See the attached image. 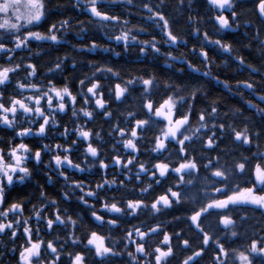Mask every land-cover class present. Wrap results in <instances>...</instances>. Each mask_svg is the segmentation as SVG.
Instances as JSON below:
<instances>
[{
	"label": "snow or ice",
	"instance_id": "1",
	"mask_svg": "<svg viewBox=\"0 0 264 264\" xmlns=\"http://www.w3.org/2000/svg\"><path fill=\"white\" fill-rule=\"evenodd\" d=\"M196 3L177 0L175 8L191 36L203 40L191 52L208 69L214 67L208 45L226 55L225 67L231 61L247 73L234 86L187 57L172 55L188 40L174 31L176 21L165 12L168 0L131 5L100 0L91 8L81 0H0V264L10 254L15 264H202L209 256L211 264H264V227L257 232L250 226L246 211L233 217L236 209L264 212V0H205L216 33L226 32L231 40L212 39L201 29L204 19ZM71 10L90 14L79 21L76 36L89 33L84 26L89 21L113 26V32L104 33L108 40L125 53L139 49L137 59L163 60L172 75L122 73L107 63L90 62L87 73L69 76L65 70L79 71L80 64L70 54L57 56L42 71L38 60L43 46L34 50L33 41L121 56L95 41L77 48L68 35L61 38L72 26ZM246 11L257 20L242 23ZM54 13L65 18L40 31ZM140 13L159 39L155 34L139 38L148 34L146 27L132 23ZM128 26L131 31L125 30ZM245 53L255 56V62ZM108 79L113 83L106 98L102 81ZM205 81L230 92L234 87L243 105L225 110L220 99L209 98ZM97 117L109 125L111 157L103 150V126L90 127ZM30 137L53 142L34 148ZM56 138L63 142L55 143ZM76 152L78 161L73 159ZM68 169L98 173L100 180H74L75 172ZM111 169L119 172L109 179ZM38 171L44 183L36 180ZM61 178L59 198H53L46 184L55 186ZM18 185L30 186L28 194L11 197L10 190ZM85 213L97 222L94 227L84 220ZM101 227L107 228L104 234L96 230Z\"/></svg>",
	"mask_w": 264,
	"mask_h": 264
},
{
	"label": "trees",
	"instance_id": "2",
	"mask_svg": "<svg viewBox=\"0 0 264 264\" xmlns=\"http://www.w3.org/2000/svg\"><path fill=\"white\" fill-rule=\"evenodd\" d=\"M169 7L165 10L166 14L171 17V19H175V23L173 24L174 31L178 33H182L185 37V39L188 40V44L181 47L179 52H185L188 53V59L193 64L200 66V57L194 55L191 52L192 47L199 48L203 44V40L197 41L195 38H193L190 34V29L187 24L186 19L183 16H177L175 13V8L177 7V0H168ZM194 7L198 8L200 11L201 16L204 19V22L200 24V27L202 30H206L209 34V37L212 39H220L221 37H227L229 40H231V37L228 36V33L221 32L219 34L216 33V26L210 21L209 16L206 14V7H205V0H197V3L194 5ZM248 7H251V4H248ZM116 12H120V8L114 9ZM131 11L135 12V9H131ZM70 15H72L74 19V24L77 26L74 28L72 32H70L67 36V40L70 41L71 44L76 45L77 48L86 47L88 44L95 41L98 44H101L102 47H109L114 49L116 52H120L121 56L114 55L113 52H105L101 49H96L91 52L87 53H80L78 51L73 52L69 46L68 43H65L62 46H54V42L51 41H44V42H35L33 41L31 44V47L35 50L39 45L43 46L42 54L38 60V64L41 68V70H45L49 62L54 60L57 56H63L65 54H70L71 56H74L77 61L80 62L79 64V71H75L71 69L70 67L65 70V75H75L80 76L81 72L87 73L89 71L88 64L90 62H99L101 64L107 63L114 67L115 70H121L122 73H127L128 71H132L136 73L137 75H142L146 72H156L159 75H172V72L170 69H167L165 67V64L163 60L157 61L154 59H147L145 60V57L140 56L139 59L136 58V53L139 51V49H129L127 53H125L122 46L116 44L114 41L108 40L105 36V32H110L109 29L101 28L99 30H94L92 32H89L88 34H84L83 36H76L75 33L79 32V21H85L89 19L90 14L88 15H80L75 10H71L69 12ZM214 15L215 13H211ZM143 13H140L139 15H133L132 16V23L133 24H139L142 27H146L148 30V34H141L140 39H150V34L157 35V39H159V35L157 34L156 30H154L153 26L150 24H145L141 20V16ZM65 18L64 15H61L59 13H54L49 23L46 24L43 28L39 29L42 32H47V28L51 23H55L57 20ZM118 34V33H117ZM242 39V37H241ZM83 41V43H80L79 41ZM236 47L239 49L240 46L236 45ZM162 50L167 51L166 46L162 45ZM207 50L209 51L210 57L216 61L217 64H222L224 61L228 60V57L224 55L223 53H220L219 50H217L214 46L208 45ZM179 52H173L174 54H179ZM20 55H28L30 56L31 53L26 52H20ZM248 55L249 59L253 60L255 62L256 57L251 55L250 53H245ZM37 62V61H33ZM205 69L208 68L207 65H204ZM189 72L191 69L188 70ZM214 75L218 76L221 80H225L228 83L232 84L233 86L236 84L237 80H244L247 76V73H242L238 69L237 65L231 61L228 62L227 67H221L219 69H214L213 71ZM193 75L199 76V73H194ZM125 79L128 78L127 75L124 76ZM255 79H258L259 77H254ZM119 82V81H117ZM102 83L105 84V97L107 98V87L113 83L111 79H108L106 81H102ZM206 88L209 91V98H216L220 99L222 101V105L224 106V109L226 110L227 107H241L243 105V100L240 99V96L238 94H233L235 92V88L233 87L232 91L230 92L228 88L223 87L221 84L215 83V81H205ZM73 91L75 92V81H73ZM245 97H247V91H244ZM254 102H256L254 100ZM111 107L113 109H116L118 106L116 104H112ZM261 107H264V104H261ZM122 110V109H121ZM247 115H251V110H248L246 112ZM65 123H68V118H65ZM235 123L239 125L241 122L239 118L236 119ZM100 126H103L104 131L101 133V135L104 137L105 143L103 144V150L105 154L108 157H111L113 155L109 141V137L107 135V131L109 128V125L105 123V121L101 117H97L96 123L91 124L90 127L93 129L98 130ZM28 142L34 147L38 148L41 143H52L53 140L50 138L48 140L41 141L39 138H28ZM55 143H62L63 141L60 138H56L54 141ZM95 146V141L93 142ZM86 146V144H85ZM227 146L229 150H232L235 146L230 143V141L227 142ZM148 147H151L149 144ZM171 147V145H170ZM221 147H225V144L222 143ZM83 149H81L82 151ZM255 149H253L254 151ZM240 151H243V149H240ZM80 158V152H76L73 155L74 161H78ZM142 160L147 159V157L142 156ZM173 159H175V156L173 155ZM69 174L75 172V176L73 177L74 180H85L89 183H92L93 181L100 180V175L97 173L95 175L91 173H80L76 171L75 169H68ZM93 172H96L95 169H93ZM112 172H119V169H111L108 175V178L111 179ZM119 178V177H117ZM36 180H39L41 183H44V174L43 172H37L36 173ZM63 183V180L61 178L60 182L57 185H53L51 182H48L46 184V190L53 198H59V188L60 184ZM131 187V186H130ZM30 190V186H24V185H18L14 189L10 190V196L11 197H17V196H24L27 195ZM157 193L162 192V189L157 187L156 189ZM111 195V193H109ZM124 195H128V193H123ZM151 199V198H149ZM73 207H75V204H73ZM82 207V206H81ZM100 205L97 204V208H99ZM246 211V214L249 215V225L250 226H256V231L259 232L261 227H264V212L261 210L255 209V208H248L247 210L242 209H236L233 213V217L244 213ZM170 218V217H169ZM142 219H148V217H142ZM161 219H165V217H161ZM84 220L92 225L93 227L97 222L92 221L91 218L85 213ZM134 223H140V221H134ZM126 227H130V225H125ZM100 232V234H104L107 230L106 227H101L99 229H96ZM248 230L251 231V227H248ZM264 234V233H262ZM59 235L61 238H63V233L60 232ZM190 235H195V233H190ZM48 238V237H46ZM6 264H15L14 255L10 254L7 257ZM202 264H211V258L209 256L208 259L202 261ZM256 264H260L259 260L256 261Z\"/></svg>",
	"mask_w": 264,
	"mask_h": 264
},
{
	"label": "clouds",
	"instance_id": "3",
	"mask_svg": "<svg viewBox=\"0 0 264 264\" xmlns=\"http://www.w3.org/2000/svg\"><path fill=\"white\" fill-rule=\"evenodd\" d=\"M67 3L71 4L74 2V0H66ZM140 0H127V3L129 5L133 4V3H139ZM153 3H155V0H152ZM81 4L82 5H86L87 7L91 8V7H94V6H99L100 5V0H81ZM81 5H78L77 7H80ZM78 12L80 15H84L83 11H76ZM61 15H63L61 13ZM74 19L73 18V22H72V26L70 28H66L65 29V33L63 34H60L61 38H63L64 35H68L70 32H72L74 30L75 27H77L75 24H74ZM171 19V17H170ZM245 20H252V21H256L257 20V17L255 15L254 12L252 11H246L242 16H241V22L243 23V21ZM85 27L88 28V31L89 32H92L94 30H99L101 28H104V29H109L110 32H113L115 29L113 26H103L101 27L100 25H98L97 23L95 22H92V21H89L87 24L84 25ZM79 27V31H80V25H78ZM126 31H131V27L128 26L125 28ZM178 35H180L182 38L184 37V35L182 33H178ZM172 55H176V56H185L188 58V53H185V52H179V54H174L172 53ZM213 64H214V67L212 69H205L204 65L201 64L199 67L204 70V71H208V72H211L213 73L214 69H219L221 67H225V64L224 62L222 64H217L215 60H213Z\"/></svg>",
	"mask_w": 264,
	"mask_h": 264
}]
</instances>
